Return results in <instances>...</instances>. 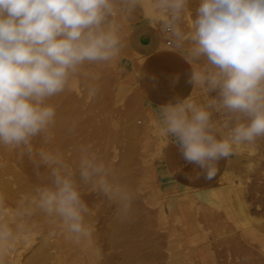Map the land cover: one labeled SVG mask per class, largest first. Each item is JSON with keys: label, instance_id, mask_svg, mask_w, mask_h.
Segmentation results:
<instances>
[{"label": "rangeland", "instance_id": "obj_1", "mask_svg": "<svg viewBox=\"0 0 264 264\" xmlns=\"http://www.w3.org/2000/svg\"><path fill=\"white\" fill-rule=\"evenodd\" d=\"M198 4L199 0H188L175 22L184 39L171 34L173 45L166 47L159 19L166 13L159 10L158 0H115L109 20L121 37V52L109 62L79 66L70 73L65 90L50 98L57 116L48 126L49 143L63 162L61 170L77 174L82 195L93 196L98 206H112L113 210L105 209L107 213L117 206L79 179L81 159L96 156L104 162L107 178L133 196L113 264L120 263L123 252L137 264H178V260L179 264H264V139L257 140L255 144H261L251 153L254 168L238 164L233 155L219 162L216 177L208 181L198 166L183 159L174 138L159 131L161 106L177 97L205 106L216 95L186 82L193 71L211 70L203 57L192 63L184 59L193 46L188 37ZM130 8L139 12L136 23L127 18ZM177 74L179 84L172 86L171 78ZM226 119L224 113L213 111L217 124ZM218 181L237 182L247 189V211L255 219L237 217V201L212 206L211 212L196 199L199 190ZM212 213L224 216L217 223ZM105 254L109 252H104L102 261Z\"/></svg>", "mask_w": 264, "mask_h": 264}, {"label": "clouds", "instance_id": "obj_2", "mask_svg": "<svg viewBox=\"0 0 264 264\" xmlns=\"http://www.w3.org/2000/svg\"><path fill=\"white\" fill-rule=\"evenodd\" d=\"M187 3L157 5L166 13L159 17L163 29L180 41L184 35L175 22ZM114 5L115 0H0V145H30L53 121L56 109L46 101L65 90L70 73L119 55L121 37L109 20ZM191 27L193 46L184 59L203 57L211 70L193 71L186 82L216 95L205 106L179 97L161 106L159 131L174 138L183 159L211 181L221 160L264 139V0H199ZM179 81L178 74L172 77V86ZM213 111L227 119L217 124ZM39 156L52 180L36 189L34 203L58 217L76 242L91 240L89 207L78 181L54 155ZM79 178L117 205L119 219L128 218L133 196L107 178L102 160L83 157ZM10 237L9 229L0 228V244Z\"/></svg>", "mask_w": 264, "mask_h": 264}, {"label": "bare ground", "instance_id": "obj_3", "mask_svg": "<svg viewBox=\"0 0 264 264\" xmlns=\"http://www.w3.org/2000/svg\"><path fill=\"white\" fill-rule=\"evenodd\" d=\"M143 1L146 3L147 0ZM150 22L156 25L154 20L151 19ZM46 103L50 104V98ZM49 135L50 132L47 128L33 137L30 145L17 147L0 145V228H7L12 232V237L0 244V264H113L118 245L116 241L118 242L117 238L124 235L125 231L122 229L127 222L126 219L118 218L117 206L113 213H107L105 209L113 210L112 206L107 208H104L106 205L98 206L97 200L93 196H83L89 207L86 223L92 226L93 235L91 240L81 239L76 242L67 233L58 217L49 216L34 203L37 199L36 189L50 184L52 180L51 168L41 163L39 156L42 151L55 156L54 147L49 143ZM258 144L260 146L261 143L255 144L252 148L241 147L236 154L237 163L248 164V168H254L255 162L251 153L258 150ZM261 150H264V141L261 144ZM59 161L63 166L62 160ZM107 174L105 175L108 176ZM76 175L72 176L78 181ZM218 182L211 188L199 190L196 199L204 206L209 207L210 211V207H217L222 202L234 204L237 201L239 204L237 217L250 222L251 219H255L250 218L251 212L247 211L249 199L247 189L240 183L237 186L235 184L237 182L234 183L235 185L233 182ZM112 205L114 206V204ZM161 213L164 215L165 212L162 210ZM219 213H212V217L217 223L222 220L225 214L223 212L221 217ZM139 221L141 222V220ZM136 227L130 232L131 235ZM130 234L128 233L129 237ZM146 239L148 238L146 237ZM118 243L120 244V242ZM125 247H127L126 244ZM129 247L127 248L131 252ZM97 249L100 252L99 256L96 254ZM104 252H109V254H105L106 261L100 259ZM140 257V260L143 261V255ZM132 261H130L128 253H120V263L137 264ZM179 262L180 260L177 263L179 264Z\"/></svg>", "mask_w": 264, "mask_h": 264}, {"label": "crops", "instance_id": "obj_4", "mask_svg": "<svg viewBox=\"0 0 264 264\" xmlns=\"http://www.w3.org/2000/svg\"><path fill=\"white\" fill-rule=\"evenodd\" d=\"M127 18L131 21V22H137L140 18L139 16V12L136 8H130L129 11H127ZM165 46L168 47L165 43Z\"/></svg>", "mask_w": 264, "mask_h": 264}, {"label": "built area", "instance_id": "obj_5", "mask_svg": "<svg viewBox=\"0 0 264 264\" xmlns=\"http://www.w3.org/2000/svg\"><path fill=\"white\" fill-rule=\"evenodd\" d=\"M171 32H167L165 31V35H167L166 39H165V43L168 47H171L173 45V41H172V38H171Z\"/></svg>", "mask_w": 264, "mask_h": 264}]
</instances>
